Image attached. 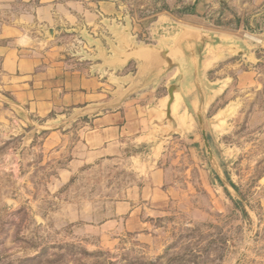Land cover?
<instances>
[{"label":"rangeland","instance_id":"rangeland-1","mask_svg":"<svg viewBox=\"0 0 264 264\" xmlns=\"http://www.w3.org/2000/svg\"><path fill=\"white\" fill-rule=\"evenodd\" d=\"M104 1L64 53L100 82L95 100L30 105L33 81L0 61V264H264V0ZM122 29L139 44L181 35V68L134 93L135 61L95 69L96 43L117 48ZM201 37L227 43L194 44V69L186 39ZM169 83L185 92L170 118ZM109 111L136 138L94 146L90 121Z\"/></svg>","mask_w":264,"mask_h":264},{"label":"crops","instance_id":"crops-1","mask_svg":"<svg viewBox=\"0 0 264 264\" xmlns=\"http://www.w3.org/2000/svg\"><path fill=\"white\" fill-rule=\"evenodd\" d=\"M14 1L0 0V8H11ZM20 1L25 10L18 15H5L0 22L3 70L9 75L23 70L26 78L33 81L31 89L27 90L29 104L33 106L41 103L43 107H54L59 103L66 107L95 100L100 82L86 76L82 68L68 64L64 53L74 38L68 30L90 27L94 7L106 4L105 1ZM46 29H51L52 34L45 36ZM40 61L44 64L39 68ZM36 86L39 88L35 89ZM135 121H128L121 111L98 115L90 121V139L96 140L94 146L98 147L99 141L100 147L112 149L119 141L136 138L140 130L138 125L135 127Z\"/></svg>","mask_w":264,"mask_h":264},{"label":"water","instance_id":"water-1","mask_svg":"<svg viewBox=\"0 0 264 264\" xmlns=\"http://www.w3.org/2000/svg\"><path fill=\"white\" fill-rule=\"evenodd\" d=\"M51 29H49L48 34L51 35ZM186 30L184 29V33ZM116 33L119 38V44L115 48L114 44H109L108 47H103V45L97 44V54L92 56L94 60L99 61L95 64V69H100V71L111 70L114 71L118 68L126 66L129 61L133 60L137 63V73L135 77H131L129 82H131L128 87L129 90L134 93L142 90L146 87H150L156 82H158L163 76L167 73L174 71L175 69L181 68L179 63L178 54L180 51L179 40L181 35L177 36L174 40L170 42H164L159 45H151L145 43H136L133 39H130V36L126 29L116 30ZM194 41L186 39V44L188 45V52L190 53L191 60L190 65L194 69L201 68L200 61L196 63L194 60V44L201 45L200 52L208 50L206 48L207 40ZM227 43V40H217L214 43H208L211 46L212 51L216 50L218 46L223 47ZM230 43V42H229ZM228 43V44H229ZM235 45V43H233ZM168 87V101L166 104V112L168 118H170L171 108L176 98V94L182 95L183 91L177 89V85L174 83H169ZM118 104V103H117ZM114 104L107 103V107H112ZM104 105L97 104L96 109L102 108ZM90 108H94V105H91ZM186 113V112H185ZM188 114V113H187ZM172 121V120H170ZM169 121V122H170ZM175 125V122H170ZM202 137L207 145V138L205 131H202Z\"/></svg>","mask_w":264,"mask_h":264},{"label":"trees","instance_id":"trees-1","mask_svg":"<svg viewBox=\"0 0 264 264\" xmlns=\"http://www.w3.org/2000/svg\"><path fill=\"white\" fill-rule=\"evenodd\" d=\"M195 3H196V2H195ZM194 5H195V4H194ZM194 5H193V7H191V9H189L188 12L192 13V11L194 10Z\"/></svg>","mask_w":264,"mask_h":264}]
</instances>
